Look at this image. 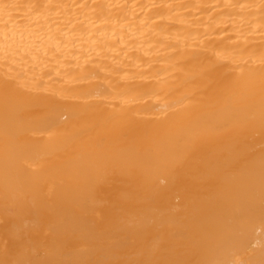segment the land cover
Returning <instances> with one entry per match:
<instances>
[{
    "label": "bare ground",
    "instance_id": "6f19581e",
    "mask_svg": "<svg viewBox=\"0 0 264 264\" xmlns=\"http://www.w3.org/2000/svg\"><path fill=\"white\" fill-rule=\"evenodd\" d=\"M0 264H264V0H0Z\"/></svg>",
    "mask_w": 264,
    "mask_h": 264
}]
</instances>
